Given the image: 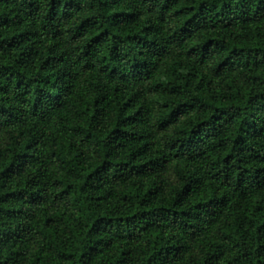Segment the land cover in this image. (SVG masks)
<instances>
[{
  "label": "trees",
  "instance_id": "1",
  "mask_svg": "<svg viewBox=\"0 0 264 264\" xmlns=\"http://www.w3.org/2000/svg\"><path fill=\"white\" fill-rule=\"evenodd\" d=\"M0 264H264V0H0Z\"/></svg>",
  "mask_w": 264,
  "mask_h": 264
}]
</instances>
